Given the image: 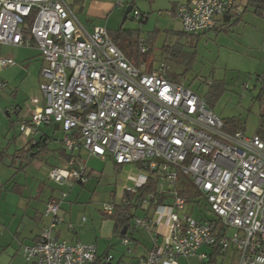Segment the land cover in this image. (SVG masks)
Returning <instances> with one entry per match:
<instances>
[{"label": "built area", "instance_id": "built-area-1", "mask_svg": "<svg viewBox=\"0 0 264 264\" xmlns=\"http://www.w3.org/2000/svg\"><path fill=\"white\" fill-rule=\"evenodd\" d=\"M236 1L181 0L174 16L183 33L195 35L215 28L217 19ZM32 12L35 16L26 31L25 20ZM133 15L145 17L137 11ZM0 45L35 47L43 59L42 105L32 99L34 109L19 128L31 139L43 125L55 124L63 132L61 142L71 156L49 169V180L59 187L86 185V166L74 154L84 151L100 160L111 158L120 166L140 163L143 178L124 188L129 193L135 194L150 175L157 178L155 193L139 203L134 198L120 205L134 204L146 211L158 195L171 197V204L155 208V215L167 218L165 232L156 235L144 257L127 264H180L179 259L194 257L203 262L206 255L199 250L214 247L223 253L233 250L237 264H264V138L228 131L202 98L183 81L169 78L165 62L150 71L143 63L133 65L105 27L88 32L68 0H0ZM146 50L140 39V53ZM14 65L12 59L0 57V70ZM3 87L0 82V90ZM182 176L205 199L212 219L184 213L186 203L179 193ZM65 198L62 193L47 202L44 213L50 223L34 245L23 248L26 261L98 264L95 244L53 236L63 223L60 209ZM114 207L103 204V214H112ZM134 225L154 231L160 223L134 218ZM68 229L73 230L71 224ZM121 241L128 244V239ZM100 263L115 264L111 255Z\"/></svg>", "mask_w": 264, "mask_h": 264}, {"label": "rangeland", "instance_id": "rangeland-1", "mask_svg": "<svg viewBox=\"0 0 264 264\" xmlns=\"http://www.w3.org/2000/svg\"><path fill=\"white\" fill-rule=\"evenodd\" d=\"M118 1L114 0L112 9L103 20H95L98 25L107 28L111 35L121 28L118 38L128 49L129 45H135L137 39H151L149 56L147 61L143 62L146 68L155 69L161 62H165L171 74L178 76L205 102L211 103V109L220 119L236 120L246 136L256 134L259 107L255 98L261 91V83L257 78L264 72V18L255 16L251 9L244 8L240 21L227 25L221 31L179 35L182 32L180 21L168 12L172 3L180 0H120L119 5L115 6ZM239 3L245 7V0H239ZM129 6L140 16H147L146 21L140 23L139 18L135 19L132 13L126 16L125 10ZM79 8L78 5L71 7L77 18L83 22ZM27 48L31 47L0 46V55L12 59L16 64L15 67L2 69L0 72L2 77L10 76L13 85L9 84L1 91L0 108L5 103L22 106L31 101V98L40 95V91L38 93L36 90L38 74L34 60L26 64L25 72L20 73L19 77L14 74L16 68L23 64L21 60L24 55L31 52ZM171 48L175 50L173 55L168 53ZM1 131L5 132V136L0 135V152H4L3 162H0V174L7 181L23 166L20 163L24 164V161L17 160L15 167L11 168L13 154L25 145L27 138L21 134L17 123L13 127L9 123L4 128L0 126ZM61 134L59 131L55 132V138L59 139ZM81 158L87 172H91L86 185L64 184L59 187L48 179V171L46 172L45 168L40 175L39 172L36 175L35 164L27 165L18 171L15 178L21 183H26L27 193L33 195L42 189L44 193L56 197L65 194V204L68 208L71 206L74 217L79 220L85 217L87 220L82 230L92 228L89 234L94 237L92 240L96 242L98 253H102L108 244L113 245L115 251H122L118 236L103 235L109 230L110 223H113L111 218L103 214L102 206L113 203L110 192L118 179L114 162L112 159L102 161L91 157L84 151ZM39 162L36 161L37 164ZM122 167L124 170L126 165ZM40 179L44 182L41 183ZM182 182L190 183L189 178L185 176H182ZM184 213H190L195 218H213L208 204L201 196H197L194 203L186 205ZM201 252L206 255L203 262L197 257L178 261L180 264H237V255L231 249L222 254L213 252L210 248H203L198 253ZM20 264L27 263L22 259Z\"/></svg>", "mask_w": 264, "mask_h": 264}, {"label": "crops", "instance_id": "crops-1", "mask_svg": "<svg viewBox=\"0 0 264 264\" xmlns=\"http://www.w3.org/2000/svg\"><path fill=\"white\" fill-rule=\"evenodd\" d=\"M119 2L121 1L119 0L117 4H115V6H118ZM178 2L179 1H174L172 3L168 13L172 14L173 8L177 5ZM68 3L72 7L73 5H75V0H68ZM113 5L114 0H82L78 5L80 6L78 11L80 12V16L82 17L83 22H81L78 18L77 19L88 32H91L93 30V27L100 26L95 22V20H103L107 12L112 9ZM239 5V9L241 11L242 5L240 3ZM134 11L135 10L132 11V14ZM75 15L77 17L76 13ZM141 19L142 21H140V19H138V21L140 23H143L144 21H146L147 16ZM27 49H30L31 52L28 55H24L25 57L23 58V60H21L23 64L20 67L16 68L14 74L19 77L20 73L25 72L27 67L26 64L34 60V62L36 63L35 70L38 74V80L36 83V90L38 92L40 91V84L44 82V79L40 74V71L44 66V62L40 55V52L35 47ZM0 57L3 56L0 55ZM15 65L12 67H15ZM1 71L2 70H0V72ZM0 82L4 83V87L0 90V93L1 91H3V89H6L9 84L10 86H13L11 85L12 79L10 76L2 77L0 75ZM21 82L19 83V87L21 86ZM34 98L38 99L40 101V105H42L43 98L41 91L39 97H33L30 100ZM15 108H19L20 112H14ZM6 109H9L13 113L7 115L5 113ZM33 109L34 105L31 101L23 104L22 106L19 104L11 105L10 103H5V105L0 108V126L4 128L7 123H9V125H11L12 127L13 125H16V123L19 124L22 120L29 118V113L33 111ZM13 117H15L14 121L12 120ZM5 119H7L8 122H6ZM57 131L62 133L59 139L55 138V132ZM0 135L5 136V132L1 131ZM63 136V132L55 124L41 126L38 129V132L33 136V138H27L25 145L21 147V149H23L24 151L31 150L28 157L32 159V161L26 162L25 159L16 157L15 154L18 152L16 151V153L13 154L11 168H14L17 162H21V160L24 161V164L23 162L20 163L23 166H20L18 170H16V172L12 175L11 179L7 181L5 180V177L0 174V264H5L6 262L7 264H20L22 263V259L27 264H36L34 260L26 261L24 259L23 248L25 246L34 245L38 241L41 230L49 225L50 218L45 216V206L47 202L55 196L52 194L49 195L47 193H44L43 189L39 190L34 195L31 193H27L28 187L26 183H21L16 180L15 175L18 171L23 170L27 165L35 164L36 175L38 174L37 172H39L40 175L43 168H45L47 172L52 167L63 165L66 161V155L68 156L70 154V152L64 150V147L62 145L61 141ZM33 141H38L40 143V146H33ZM38 151L39 153L36 154V152ZM81 153L82 151L74 152L75 155L80 156ZM3 158L4 152H0V162H3ZM36 161H40L39 164H37ZM114 166L118 179L114 184L113 190L110 192V197L113 201L112 204L120 205L123 200V194L125 191L124 188L126 186H135L137 179L139 177V179H142L144 174L142 171H140L136 164L126 165L124 170L122 166L118 167L115 163ZM90 174L91 172H88V175ZM40 180L41 183L44 182L42 181V179ZM9 181L10 183H8ZM185 185L186 184L181 182L180 189ZM164 196L165 201L162 204H171V197L168 195ZM60 210V216L63 218V223L56 226L55 230L53 231L54 237L66 240L70 243L76 241L82 242L83 240V243H93L96 245V242L92 240V238H94L93 235L90 236L89 234V231H91L92 228L84 229L87 230V232H84V230H82L87 220L82 221L83 217L81 218V220H79L78 217H74L71 206H69L68 208V206L65 204V200L62 202ZM131 211L133 214L131 222L133 223L130 222L128 229H125V237L122 238L114 233L113 223H110L109 230L103 234L106 237H109L111 235L118 236L119 244L123 248L122 251H115L114 246L108 244L102 253H98L96 245L97 256L99 260L98 264H102L100 263V261L104 258L105 255L113 256V262H115V264H127L129 262L136 261L144 257V255L153 248L154 238L156 237V235L161 233L163 234L165 232L167 218L155 215L154 208L150 207L148 210L142 211L132 207ZM134 218L155 219L160 223V225L157 226L154 231H148L146 229H141L138 227L136 228L134 225ZM70 224L73 227L72 231H69L68 229V225ZM122 239H128V244H122ZM115 257L117 259H115Z\"/></svg>", "mask_w": 264, "mask_h": 264}, {"label": "trees", "instance_id": "trees-1", "mask_svg": "<svg viewBox=\"0 0 264 264\" xmlns=\"http://www.w3.org/2000/svg\"><path fill=\"white\" fill-rule=\"evenodd\" d=\"M82 0H75V5H79ZM240 5H239V0L236 1V4H234L228 11H226L221 17L217 19L216 26L212 30H217L221 31L223 30L227 25H231V23L235 24L240 21V17L244 11V8H249L253 12L255 16L264 18V0H245V7L242 6V10L240 11ZM176 10V6L173 8L172 14L174 15ZM133 11V9H132ZM132 11L129 13L131 14ZM35 16V12H32L31 15L25 20V30H29V28L32 25L33 19ZM145 18V17H144ZM142 21V19H140ZM211 31V30H210ZM121 28L118 29L113 35H111L109 32V35L113 41V43L116 45V47L125 55V57L135 66H139L141 63L146 62L147 58L149 56L150 52V45H151V39L150 40H144L145 41V46L147 48L146 52L144 54H141L139 51V40L135 42V45H129L128 49L127 46H124L123 44L120 43V40L118 36L120 35ZM207 32V31H204ZM201 33V32H200ZM153 34V33H152ZM151 34V35H152ZM179 35H188L183 32H181ZM197 35V34H195ZM175 52L174 49H169L168 53L173 55ZM151 67H147V71H150ZM169 78L174 81H179L181 79L178 78V76L169 73L168 74ZM258 81L261 83V91L258 94V96L255 98V102L258 104L259 107V113H258V127H257V132L256 134L260 135L262 138H264V72L258 76ZM206 105L208 106L209 109H211V103L210 102H205ZM212 110V109H211ZM213 111V110H212ZM224 123L225 128L228 131H243L242 126L240 125L239 122L236 120H222ZM35 147H39L40 143L38 141L35 142L33 145ZM65 150V149H64ZM31 150L24 151L23 149L19 150L15 156L25 159L26 162L32 161L30 159L29 153ZM40 151V150H39ZM36 152L37 153H39ZM66 151V150H65ZM35 154V155H36ZM71 156V153L67 156L66 155V160ZM120 167V165H116ZM136 166L139 169H142V165L140 163H137ZM157 178H153L152 175H150L144 185L138 186L136 188L135 194L129 193L127 191H124L123 194V200L125 201H131L134 198L136 202H141L147 195L151 193H155L157 189ZM180 196H182L185 200L186 205L194 203L195 198L199 196V194L196 192V190L192 187L190 183H186V185L180 189L179 191ZM165 201V196L164 195H158L156 204H151V208H156L158 205H161ZM135 205H128V206H123V205H115L114 210L112 214L110 215H105L106 217H109L113 220L114 223V233L120 237H125V234L122 233L123 229H128L129 224L133 218L132 214V207ZM213 252H217L222 254V250H220L217 247L212 248Z\"/></svg>", "mask_w": 264, "mask_h": 264}, {"label": "water", "instance_id": "water-1", "mask_svg": "<svg viewBox=\"0 0 264 264\" xmlns=\"http://www.w3.org/2000/svg\"><path fill=\"white\" fill-rule=\"evenodd\" d=\"M131 11H132V7H131V6L127 7L126 10H125V15L127 16ZM125 231H126V230H125V228H124L123 231H122V233L124 234Z\"/></svg>", "mask_w": 264, "mask_h": 264}]
</instances>
